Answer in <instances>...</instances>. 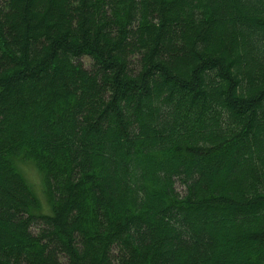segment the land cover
Wrapping results in <instances>:
<instances>
[{
    "label": "trees",
    "instance_id": "16d2710c",
    "mask_svg": "<svg viewBox=\"0 0 264 264\" xmlns=\"http://www.w3.org/2000/svg\"><path fill=\"white\" fill-rule=\"evenodd\" d=\"M0 264H264V0H0Z\"/></svg>",
    "mask_w": 264,
    "mask_h": 264
},
{
    "label": "rangeland",
    "instance_id": "374dc122",
    "mask_svg": "<svg viewBox=\"0 0 264 264\" xmlns=\"http://www.w3.org/2000/svg\"><path fill=\"white\" fill-rule=\"evenodd\" d=\"M84 64L86 67H88L90 64V60L88 58H85ZM20 170L31 185L34 194L41 203V213L49 214L48 212L50 211V209L49 205L46 202L45 195L43 194L42 177L40 173L35 169L32 164H22Z\"/></svg>",
    "mask_w": 264,
    "mask_h": 264
}]
</instances>
